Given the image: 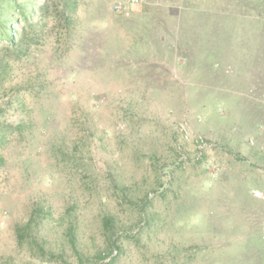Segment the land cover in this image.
Masks as SVG:
<instances>
[{"label":"rangeland","instance_id":"1","mask_svg":"<svg viewBox=\"0 0 264 264\" xmlns=\"http://www.w3.org/2000/svg\"><path fill=\"white\" fill-rule=\"evenodd\" d=\"M0 9V264H264V0Z\"/></svg>","mask_w":264,"mask_h":264},{"label":"trees","instance_id":"2","mask_svg":"<svg viewBox=\"0 0 264 264\" xmlns=\"http://www.w3.org/2000/svg\"><path fill=\"white\" fill-rule=\"evenodd\" d=\"M4 1L5 0H0V3ZM3 16H4V11L0 9V21L2 20ZM16 25H18V21L14 20V18H9V20H7L5 22V25L3 26V30L1 31V37L5 39L8 43L13 44L15 43V41L22 40L21 32L19 29L15 27ZM106 219L107 221L110 222V219L108 218Z\"/></svg>","mask_w":264,"mask_h":264},{"label":"clouds","instance_id":"3","mask_svg":"<svg viewBox=\"0 0 264 264\" xmlns=\"http://www.w3.org/2000/svg\"><path fill=\"white\" fill-rule=\"evenodd\" d=\"M211 111H212V102L210 98L209 102H207L206 109L200 114H198L197 118L200 120H204L206 116L211 114ZM202 219L203 218L200 213H193L186 220L182 221V223H184L188 227H196L202 223Z\"/></svg>","mask_w":264,"mask_h":264}]
</instances>
